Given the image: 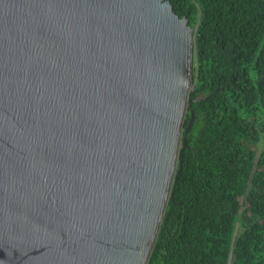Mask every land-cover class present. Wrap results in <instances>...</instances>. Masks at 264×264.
Listing matches in <instances>:
<instances>
[{
    "label": "water",
    "instance_id": "water-1",
    "mask_svg": "<svg viewBox=\"0 0 264 264\" xmlns=\"http://www.w3.org/2000/svg\"><path fill=\"white\" fill-rule=\"evenodd\" d=\"M195 35L167 0H0V264L149 263Z\"/></svg>",
    "mask_w": 264,
    "mask_h": 264
},
{
    "label": "trees",
    "instance_id": "trees-1",
    "mask_svg": "<svg viewBox=\"0 0 264 264\" xmlns=\"http://www.w3.org/2000/svg\"><path fill=\"white\" fill-rule=\"evenodd\" d=\"M196 30L187 140L148 264H264V0H167Z\"/></svg>",
    "mask_w": 264,
    "mask_h": 264
}]
</instances>
